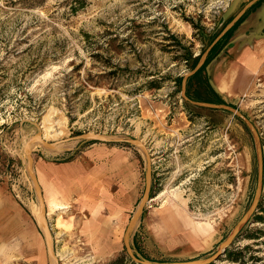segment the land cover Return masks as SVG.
<instances>
[{
  "label": "rangeland",
  "instance_id": "rangeland-1",
  "mask_svg": "<svg viewBox=\"0 0 264 264\" xmlns=\"http://www.w3.org/2000/svg\"><path fill=\"white\" fill-rule=\"evenodd\" d=\"M250 1L0 0V204L32 216L46 247L19 256L17 242L6 264H264V78L204 103L219 107L187 105L176 82ZM40 137L71 151L35 142L34 164L109 170L107 197L49 210L45 228L25 154Z\"/></svg>",
  "mask_w": 264,
  "mask_h": 264
},
{
  "label": "crops",
  "instance_id": "crops-1",
  "mask_svg": "<svg viewBox=\"0 0 264 264\" xmlns=\"http://www.w3.org/2000/svg\"><path fill=\"white\" fill-rule=\"evenodd\" d=\"M207 74L214 91L229 103L255 89L256 80L261 76L264 78V5L237 27L225 50L208 65ZM34 169L48 215L49 210L61 213L69 212L72 205L84 206L88 198L101 200L107 197L109 170L104 162L88 167L80 160L53 162L39 159ZM82 210L85 209L79 211ZM2 223L6 226L0 228V234H3L0 264H6L1 258L15 248L17 242H21L22 248L16 246L19 249L16 255L44 257L46 247L35 220L25 215L13 201L0 204V225Z\"/></svg>",
  "mask_w": 264,
  "mask_h": 264
},
{
  "label": "trees",
  "instance_id": "trees-1",
  "mask_svg": "<svg viewBox=\"0 0 264 264\" xmlns=\"http://www.w3.org/2000/svg\"><path fill=\"white\" fill-rule=\"evenodd\" d=\"M264 5V0H261L257 2L255 5H253L247 13L225 34V36L216 44V46L210 51L209 55L207 56L204 64L199 69L197 73L190 76L187 81V89H186V95L189 98V101L186 100L187 105H191V101L198 102V103H212V104H222L225 103V101L222 99L221 96H219L214 89L212 88L209 77L207 74V67L208 65L213 61V59L222 51V48L230 41L233 33L237 29V27L248 17L250 13L255 11L258 7H261ZM84 7V6H82ZM88 36V35H87ZM218 36V35H217ZM215 36L210 44L215 40L217 37ZM175 37V36H174ZM176 38V37H175ZM180 44V42H178ZM181 45V44H180ZM199 56L195 58V62H198ZM197 66V63L191 68V71ZM185 76L179 77L176 82L179 86L182 88L183 80ZM203 81L205 84L206 90L201 91L199 87L194 88L195 85L198 84L199 81ZM152 88H159L158 85L155 82H150ZM182 91V90H181ZM211 95L212 99L207 98L206 95ZM72 159H66L60 162H68ZM256 219L258 222L262 223L264 225V198L260 199L257 206V213H256ZM139 261H145L138 258V256L130 257L128 254L121 255L117 257L116 259L111 260L108 263L105 264H141Z\"/></svg>",
  "mask_w": 264,
  "mask_h": 264
},
{
  "label": "water",
  "instance_id": "water-1",
  "mask_svg": "<svg viewBox=\"0 0 264 264\" xmlns=\"http://www.w3.org/2000/svg\"><path fill=\"white\" fill-rule=\"evenodd\" d=\"M261 0H251L249 3L246 4V6L242 9V11L222 30V32L215 38V40L210 44V46L207 48L204 57L202 58V60L197 64V66L188 74H186V76L184 77L183 80V84H182V91H181V95L182 98L189 101V98L186 95V89H187V81L188 78L192 75H194L195 73H197L199 71V69L202 67V65L204 64L207 56L209 55L210 51L216 46V44L225 36V34L247 13V11L253 6L255 5L257 2H259ZM191 103L195 104V105H199V106H213V107H219L218 105H206L204 103H198V102H194L191 101ZM90 135H82L79 137V139L76 140H83V139H89ZM37 141L36 138H34L30 144H34ZM39 142L42 144H46V140L42 137L39 138ZM34 150H32L31 147L28 148L27 153H26V157H27V171L29 173V176L31 177L35 188L37 190L38 193V197H39V203H40V217H44V214H46L45 212V201H44V196L42 194V189L40 187L35 169H34ZM262 190V189H261ZM150 201V198L148 197L145 202L142 204V206L139 209L138 215H140L143 211L144 208L147 204V202ZM46 224V221H45ZM47 225V224H46ZM50 242V241H49ZM226 242L223 243L220 248L219 251L220 253L223 251V249H225L226 247ZM50 247H51V242L49 243ZM141 264H151L150 262L147 261H139Z\"/></svg>",
  "mask_w": 264,
  "mask_h": 264
},
{
  "label": "bare ground",
  "instance_id": "bare-ground-1",
  "mask_svg": "<svg viewBox=\"0 0 264 264\" xmlns=\"http://www.w3.org/2000/svg\"><path fill=\"white\" fill-rule=\"evenodd\" d=\"M249 88V87H248ZM45 138V137H44ZM70 141V140H69ZM36 143H40L38 141H36ZM30 144L29 147L31 148H34L35 147V144ZM42 146L46 147V148H49L51 151H53L54 153H57V154H63L67 151H69L71 149V143L67 142V143H62V144H58V145H52V144H49V143H46V144H42L40 143ZM71 151V150H70ZM27 153V151L25 152V154ZM33 182V181H32ZM163 193L160 194V196L162 195ZM33 208V211L35 213V215L38 217V219L40 220V223L43 225V227L45 228L46 224H45V221L43 219V217H40V212L41 210L37 208L36 205H33L32 206ZM67 209V208H66ZM6 247V246H5ZM63 257V256H62ZM52 264H56L55 263V257L52 258Z\"/></svg>",
  "mask_w": 264,
  "mask_h": 264
}]
</instances>
